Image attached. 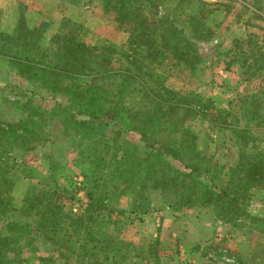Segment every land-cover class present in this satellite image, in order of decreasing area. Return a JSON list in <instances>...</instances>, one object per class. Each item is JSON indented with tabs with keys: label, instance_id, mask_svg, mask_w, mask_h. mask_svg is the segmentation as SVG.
Returning <instances> with one entry per match:
<instances>
[{
	"label": "rangeland",
	"instance_id": "obj_1",
	"mask_svg": "<svg viewBox=\"0 0 264 264\" xmlns=\"http://www.w3.org/2000/svg\"><path fill=\"white\" fill-rule=\"evenodd\" d=\"M151 1L152 5L147 0H132L142 7L150 22L166 20L182 29L191 46L181 48L187 54L185 63L168 50L159 60L146 58V62L165 77L168 89L211 100L224 111L220 117L229 126L220 129L200 116L187 121L207 159L203 161L205 167L211 164V168L223 167L228 172L242 153L264 152V131L256 129L255 105L249 99L251 95L264 97V0ZM20 16L29 26L44 24L45 43L65 22V28L90 47L114 45L123 51L122 55L138 53L135 45L139 34L134 24L117 20L112 12L105 13L102 0H0L1 32L11 34ZM124 64L123 56H115L111 68L118 70ZM17 71L0 54V122L29 121L33 116L31 107H22L28 101L46 111L53 107L50 95L33 88ZM57 101L67 104L64 98L58 97ZM244 106L250 113L244 111ZM237 128H245L250 135L247 144L233 134ZM42 131L45 141L28 151L0 145V174L7 171L15 193L78 188L87 183L89 160H107L110 154V148L101 142L85 140L80 146L78 139L64 136L58 120L43 124ZM105 135L108 140L116 135L144 151L139 136L123 132L117 123H109ZM96 165L99 170L101 164ZM172 165L183 170L176 162ZM215 174L208 172L209 177ZM152 197V210L146 215L132 212L131 194L114 197L108 209L101 212L106 231L115 237L121 252L118 264H264V221H229L207 204L176 212L168 207L171 194L156 191ZM80 203L75 202L78 206ZM245 206L252 216L264 219V184L249 190ZM37 219L18 210L8 212L0 216V236L8 221L34 226ZM20 246L26 248L9 253L0 264H78L71 252L41 238L31 236ZM70 246L74 249L78 244L71 242ZM16 255L23 259L22 263L15 259ZM46 258L48 261H40Z\"/></svg>",
	"mask_w": 264,
	"mask_h": 264
},
{
	"label": "trees",
	"instance_id": "obj_2",
	"mask_svg": "<svg viewBox=\"0 0 264 264\" xmlns=\"http://www.w3.org/2000/svg\"><path fill=\"white\" fill-rule=\"evenodd\" d=\"M147 3L152 5L151 0ZM102 6L117 20L134 24L139 34L135 45L138 53L134 56L122 55L123 51L114 45L90 47L67 30L65 22L47 43L44 24L29 26L24 16L17 19L11 34L0 31L2 57L15 65L20 78L49 94L53 103L46 111L28 101L22 107H31L33 116L29 121H1L0 145L28 151L45 141L43 124L58 120L62 134L78 139L80 146L86 140L110 148L107 160H89L87 183L73 190L29 189L19 194L7 171L0 174V216L18 210L24 216L38 217L34 226L14 221L4 224L0 263L9 253L25 249L20 244L32 236L71 252L78 264H118L121 252L115 237L106 231L101 212L108 209L114 197L125 194L133 195L132 212L140 215L151 212L153 193L163 191L172 195L168 207L176 212L207 204L229 221H264L252 216L245 206L249 190L264 184V152L242 153L228 172L223 167L211 168V164L205 167L203 161L207 159L187 121L200 116L227 129V121L220 117L224 111L209 99L168 89L165 77L146 62V58L159 60L167 50L180 62H187L181 48L191 46V41L184 31L166 20L150 22L142 7L132 0H102ZM115 56L125 60L118 70L111 68ZM58 97L66 99L67 104L57 101ZM249 99L255 105L256 129L264 131V97L251 95ZM243 109L250 113L248 107ZM219 119L221 124L217 123ZM109 123H117L125 133H136L144 151L116 135L108 140L105 129ZM247 133L245 128L233 131L243 138V145L249 142ZM96 162L101 164L99 170ZM92 163L95 166L91 167ZM209 171L216 174L209 177ZM82 199L86 200L84 204L80 203ZM71 242L78 247L72 249ZM14 257L23 262L18 255Z\"/></svg>",
	"mask_w": 264,
	"mask_h": 264
}]
</instances>
